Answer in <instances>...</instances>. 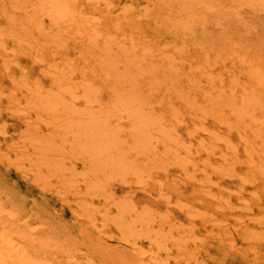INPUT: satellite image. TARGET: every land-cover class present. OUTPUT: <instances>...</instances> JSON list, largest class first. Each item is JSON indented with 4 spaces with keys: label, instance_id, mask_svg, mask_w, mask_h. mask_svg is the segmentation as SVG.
I'll return each instance as SVG.
<instances>
[{
    "label": "rangeland",
    "instance_id": "1",
    "mask_svg": "<svg viewBox=\"0 0 264 264\" xmlns=\"http://www.w3.org/2000/svg\"><path fill=\"white\" fill-rule=\"evenodd\" d=\"M62 1L0 0L1 245L33 264H264V1ZM99 154L125 173L85 193ZM38 156L69 177L41 167L43 184ZM118 210L151 235L124 236ZM190 235L196 259L172 244Z\"/></svg>",
    "mask_w": 264,
    "mask_h": 264
},
{
    "label": "bare ground",
    "instance_id": "2",
    "mask_svg": "<svg viewBox=\"0 0 264 264\" xmlns=\"http://www.w3.org/2000/svg\"><path fill=\"white\" fill-rule=\"evenodd\" d=\"M186 1V0H185ZM195 0H192V3L194 2ZM232 1V0H231ZM234 1H236V0H234ZM241 1V0H240ZM256 1V0H255ZM258 1V0H257ZM262 1H264V0H260V3H262ZM187 2V1H186ZM188 2H190V4H191V0H188ZM238 2V1H237ZM243 2L244 3H248L249 2V0L247 1V0H243ZM242 2V3H243ZM250 2H251V0H250ZM253 2V1H252ZM39 5H40V9L41 8H45L46 10H48L50 13H53L54 15L55 14H57V15H62V14H65V12H67L66 10H65V4H64V2L62 1V0H39ZM38 3H36V5H38ZM197 2H194V4L195 5H197L196 4ZM230 3H232V2H230ZM239 3V2H238ZM189 4V3H188ZM187 4V6H189ZM193 4V5H194ZM203 4V3H202ZM235 4H236V2H235ZM38 5V6H39ZM195 5L194 6H192L193 7V9L192 10H194V13L197 11H195V9H194V7H195ZM199 5H200V1H199ZM227 5H228V3H227ZM231 5H233V4H231ZM240 5H241V2H240ZM203 6H205V4H203ZM197 7H198V5H197ZM196 7V9H198ZM200 7V6H199ZM223 7V6H222ZM233 7V6H232ZM68 8V7H67ZM66 8V9H67ZM190 8V7H189ZM201 9H202V7H200ZM204 8V7H203ZM210 8V7H209ZM72 9V8H71ZM222 9V8H221ZM70 10V9H69ZM227 10V9H226ZM225 10V11H226ZM70 12H71V10H70ZM201 12V11H200ZM228 13V12H227ZM52 14V15H53ZM67 14H68V16H67ZM72 14L73 13H71L70 14V16H69V12L68 13H66V15L65 16H67V17H71L72 16ZM191 14H192V12H191ZM198 14V13H197ZM195 15V14H194ZM60 17H62V16H57V18H60ZM66 17V18H67ZM193 17V16H192ZM28 18V17H27ZM56 18V17H55ZM73 18V17H72ZM37 19V18H36ZM61 19V18H60ZM59 19V20H60ZM179 19V18H178ZM194 19V18H193ZM70 20V19H69ZM72 20V19H71ZM32 21V19L31 18H29V23ZM67 21V20H66ZM67 22H70V21H67ZM181 22V21H180ZM23 23V22H22ZM65 23V22H64ZM71 23V22H70ZM15 24V23H14ZM19 24V23H18ZM32 24V23H31ZM185 25V24H184ZM29 27V26H28ZM27 27V28H28ZM193 27V26H192ZM21 28V27H20ZM20 28H17V30L18 29H20ZM24 28V27H23ZM11 29H13V30H15L16 28H11ZM25 29H26V27H25ZM27 31H29V28L27 29ZM40 31V30H39ZM15 32V31H14ZM228 39V38H227ZM135 61V60H134ZM44 95V94H43ZM220 95H221V93H220ZM253 96V95H252ZM43 97V96H42ZM47 98V97H46ZM243 98V97H242ZM249 98V97H248ZM52 99V98H51ZM119 99V98H118ZM219 99H220V97H219ZM231 99H232V97H231ZM122 100V99H121ZM216 100V99H215ZM222 100V99H221ZM245 100V99H244ZM254 100V99H253ZM187 101V100H186ZM252 100H245V106H244V108L243 109H241V111H240V114L238 115L239 116V118H241L245 113H247V112H249V110H250V105H252V102H251ZM222 102V101H221ZM220 102V103H221ZM238 102V101H237ZM227 103V102H226ZM53 104V103H52ZM115 105V104H114ZM217 105H219V104H217ZM230 105V104H229ZM49 106V105H48ZM46 107V106H45ZM71 107V106H70ZM47 108V107H46ZM50 109V108H49ZM42 110H43V108H42ZM215 110V109H214ZM23 111V110H22ZM72 111V110H71ZM234 111V110H233ZM224 112V111H223ZM232 112V111H231ZM251 113V112H250ZM255 112H253L252 114H254ZM46 114V113H45ZM54 114V113H53ZM75 113L73 112V115H74ZM211 114V113H210ZM214 114V113H213ZM234 114V113H233ZM50 115V114H49ZM212 115V114H211ZM222 116V115H221ZM43 117V116H42ZM49 117V116H48ZM50 117H51V115H50ZM77 117V116H76ZM98 117V116H97ZM218 117V116H217ZM220 117V116H219ZM46 118V117H45ZM78 119H80L79 118V116L77 117ZM94 118V117H93ZM238 118V119H239ZM50 119V118H49ZM92 119V118H91ZM119 119V118H118ZM220 119V118H219ZM237 119V118H236ZM237 119V120H238ZM46 120V119H45ZM235 120V119H234ZM47 121H48V119H47ZM55 121V120H54ZM236 121V120H235ZM239 121V120H238ZM53 122V121H52ZM51 122V123H52ZM93 122V121H92ZM141 122V121H140ZM139 122V123H140ZM49 123V122H48ZM59 123V122H58ZM233 123V122H232ZM239 124L241 123V122H238ZM33 124V123H32ZM93 124V123H92ZM103 124V123H102ZM94 125H95V123H94ZM233 125H234V123H233ZM242 126H243V124H241ZM32 126V125H31ZM77 126V125H76ZM100 126V125H99ZM78 127V126H77ZM95 127V126H94ZM33 128V127H32ZM54 128V127H53ZM64 128V127H63ZM66 128V127H65ZM91 128V127H90ZM67 129V128H66ZM95 129V128H94ZM35 130V128L33 129V130H31L32 132ZM53 130V129H52ZM59 130V129H58ZM64 130V129H63ZM93 130V129H92ZM103 130V129H102ZM107 130V129H106ZM55 131V130H54ZM60 131V130H59ZM69 131V130H68ZM104 131V130H103ZM142 132V131H141ZM103 134V133H102ZM32 135V134H31ZM50 135H51V133H50ZM70 135V134H69ZM76 135L77 134H75V137H76ZM97 135V134H96ZM96 135L94 136V137H96ZM104 135V134H103ZM66 136V135H65ZM102 136V135H101ZM107 137H108V134H107ZM33 138H34V134H33ZM46 138H48V137H46ZM73 138V137H72ZM101 138V137H100ZM45 139V138H44ZM43 139V140H44ZM59 139V138H58ZM66 138H64V140H65ZM97 139V138H96ZM104 139V138H103ZM30 140V139H29ZM62 140V139H61ZM33 140L31 139V141H30V143H34V141L32 142ZM73 141V140H72ZM61 142V141H60ZM65 142V141H64ZM40 143V142H39ZM42 143V142H41ZM45 143V142H44ZM55 143V142H54ZM71 143V142H70ZM101 143V142H100ZM99 143V144H100ZM75 144V143H74ZM80 144V143H79ZM102 144V143H101ZM76 145V144H75ZM59 146V145H58ZM98 146H100V145H98ZM134 146V145H133ZM39 147V146H38ZM42 147V146H41ZM52 147V146H51ZM105 147V146H104ZM144 147V146H143ZM59 148V147H58ZM107 148V147H106ZM109 148V147H108ZM62 149V148H61ZM90 149V148H89ZM89 149H88V151H89ZM101 149H103V148H101ZM105 149V148H104ZM111 149V148H110ZM45 150V149H44ZM51 150V149H50ZM53 150V149H52ZM106 150V149H105ZM104 150V151H105ZM39 152V151H38ZM45 152V151H44ZM47 152V151H46ZM49 152V151H48ZM61 152V151H60ZM63 152V151H62ZM101 152V150H99L98 151V153H100ZM43 153V152H42ZM177 153H178V151H177ZM38 154H40V153H37V155ZM64 154V153H63ZM66 154V153H65ZM261 154H262V152H261ZM56 155V154H55ZM58 155V154H57ZM60 156H62L61 154H59ZM83 155V154H82ZM264 155V153L262 154V156ZM41 156V155H40ZM43 156V155H42ZM153 156V155H152ZM177 156V155H176ZM39 157V156H38ZM37 157V158H38ZM50 157V156H49ZM56 157V156H55ZM119 157V156H118ZM88 158V157H87ZM94 158L97 160L96 161V163H98V164H96L95 165V167H94V169L93 170H98L99 172H101V174H102V176H104L105 177V179H103L102 181H101V179H100V181L101 182H96V183H92L91 185L88 183V185H90V188H87L86 187V192L85 193H89L90 191H93V193H97V192H99L100 194L104 191V190H106L105 189V183H107V179L106 178H115V180H116V178L118 177V176H123V174L125 173V165H124V163H122V161L121 160H118L117 158H113V157H110V158H113L112 160L110 159V158H108L107 156H105L104 154L102 155V154H99V156H94ZM125 158V157H124ZM123 158V159H124ZM53 159H54V157H53ZM65 159H68V157L66 158V156H65ZM64 159V160H65ZM122 159V160H123ZM153 159V158H152ZM58 160H60V159H58ZM91 160V159H90ZM111 160V161H110ZM32 161V160H31ZM95 161V160H94ZM182 161V160H181ZM263 161H264V156H263ZM128 162V161H127ZM178 162H179V159H178ZM182 163V162H181ZM31 164H33L34 166H36V167H38V178L41 180V182H42V180H43V184H45V182L47 183V182H49L48 181V177L49 176H51V175H54V176H57V177H59V179L61 178L62 180H65V176H67V175H65L66 173H65V171L63 170V169H65V167L63 168V166H62V162L60 161H56V160H52V158H47V157H39L38 159H36V160H33L32 161V163ZM65 164V163H64ZM96 166H98V167H96ZM260 166H262V165H260ZM264 166V165H263ZM41 167H45V168H47L48 169V177L46 176V177H44L43 175H42V173H41ZM46 169V170H47ZM72 169V168H71ZM70 169V170H71ZM251 169L252 170H254V168H252L251 167ZM259 169V168H258ZM66 170V169H65ZM230 170V169H229ZM136 171V170H135ZM227 171V170H226ZM262 172H263V168H262V170H261ZM260 171V172H261ZM42 172H45V171H42ZM47 172V171H46ZM46 172H45V175H46ZM73 172V171H72ZM93 171H91L90 173H92ZM254 172H255V170H254ZM257 172V171H256ZM127 173V172H126ZM229 173V172H228ZM69 175H71V174H69ZM73 175V174H72ZM76 175V174H75ZM75 175H73V179L74 178H76V176ZM255 175V174H254ZM257 176V175H256ZM259 176H260V174H259ZM67 177H69V176H67ZM51 178H53V177H51ZM95 178H97V177H95ZM85 179H86V177H85ZM56 180V179H55ZM62 180H60V181H62ZM72 180V179H71ZM70 180V182H72V181H74V180H72L71 181ZM78 180V179H77ZM98 180V179H97ZM114 180V179H113ZM58 181V180H57ZM69 181V180H68ZM92 181V180H91ZM40 182V183H41ZM78 182V181H77ZM77 182H75L74 181V183H76L75 184V186L77 185ZM62 183V182H61ZM64 184V183H63ZM63 184H61V185H59V187L61 186H63ZM71 184V183H70ZM109 184H107V186H108ZM47 186V185H46ZM66 187H67V185H66ZM78 187V186H77ZM65 188V187H64ZM87 189L88 190H90V191H87ZM61 190V189H60ZM66 189H64V193L67 191H65ZM63 191V188H62V190L60 191L61 193H63L62 192ZM95 191V192H94ZM59 192V193H60ZM63 193V194H64ZM92 195V194H91ZM103 195H105L104 193H103ZM105 198H106V196H105ZM129 202V201H128ZM127 202V203H128ZM125 203V202H124ZM116 204V203H115ZM116 206H120V205H116ZM116 208H118V207H116ZM120 211V214L119 215H117V216H112L113 218H107L106 220L107 221H112L114 224H116V226H118L119 228L118 229H120V231L123 233V235L124 236H127V235H133L134 234V236H138V235H143V237L145 236V237H147V236H150L151 235V231L146 227V226H144L145 228H143V227H141V228H143L141 231H137V232H135L134 231V229H133V225H134V223L136 222V219L137 220H140V221H142V223L144 222V220H146L148 217H147V215H146V213L145 214H142V215H140V216H137V217H135V219L134 220H130V222H128L127 221V214H125V212H126V210H118V212ZM128 211V210H127ZM189 212H191V211H189ZM134 213V212H133ZM128 214H129V212H128ZM107 215V214H106ZM200 215V214H199ZM104 216H105V214H104ZM106 217H104V219H105ZM150 221V220H149ZM151 222V221H150ZM105 223V222H104ZM107 224V223H106ZM136 224V223H135ZM139 229V228H138ZM244 229H246V227L244 228ZM140 230V229H139ZM170 230V229H169ZM168 230V231H169ZM249 230V229H248ZM250 231V230H249ZM192 232H194V231H192ZM248 233V232H247ZM262 233V232H261ZM162 234H163V232H162ZM195 233H193V235H194ZM247 235V237L246 238H250L251 239V241H252V239H253V241H255V243L261 238L260 237V235L257 233V232H253V230H251L250 232H249V234H246ZM262 235V234H261ZM191 235H190V237L189 238H187V239H184V238H179V239H177V240H174V241H172V244L173 245H175L176 247H177V249H178V253H179V257H181V258H187V259H190L191 257L192 258H194L195 257V254H191V252H194V251H190V252H187V250H186V248H187V242H188V240H190L191 239ZM263 237V236H262ZM125 239H126V237H125ZM194 239H195V237H194ZM232 239V238H231ZM11 240V239H10ZM169 240V238L168 237H161L159 234H157V235H155L154 236V241H155V243L156 244H158V246L160 247V248H164L166 251H168V249L169 248H167L166 247V242ZM233 240V239H232ZM3 242V241H2ZM227 242V241H226ZM6 245H7V243H6ZM16 245V244H15ZM255 245V244H254ZM8 246V245H7ZM6 246V247H7ZM12 246V245H11ZM158 248V247H157ZM19 249V248H18ZM17 250V249H16ZM164 250V251H165ZM20 251H21V249H20ZM19 251V252H20ZM19 252L17 253L14 249H13V251H11V250H7V249H5L2 245H1V243H0V264H33L34 262H29L26 258H24L23 256H21L20 254H19ZM22 252V251H21ZM194 259H196V258H194ZM194 259H192V260H194ZM51 260V259H50ZM45 262V261H44ZM49 262V261H48ZM48 262H46L47 264H48ZM42 263V262H41ZM40 263V264H41ZM45 263V264H46ZM42 264H44V263H42Z\"/></svg>",
    "mask_w": 264,
    "mask_h": 264
}]
</instances>
